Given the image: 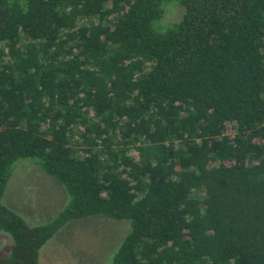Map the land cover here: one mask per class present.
Returning <instances> with one entry per match:
<instances>
[{
    "label": "trees",
    "instance_id": "1",
    "mask_svg": "<svg viewBox=\"0 0 264 264\" xmlns=\"http://www.w3.org/2000/svg\"><path fill=\"white\" fill-rule=\"evenodd\" d=\"M20 160L48 222L3 203ZM94 216L111 264H264V0H0V264Z\"/></svg>",
    "mask_w": 264,
    "mask_h": 264
},
{
    "label": "rangeland",
    "instance_id": "2",
    "mask_svg": "<svg viewBox=\"0 0 264 264\" xmlns=\"http://www.w3.org/2000/svg\"><path fill=\"white\" fill-rule=\"evenodd\" d=\"M180 16V8H171L165 22L176 21ZM18 164L8 182L3 203L29 225L48 222L66 204L64 186L41 167L26 160ZM129 228L127 221L104 216L73 220L42 248L40 263L111 264L113 253ZM10 244V239L0 232V255L7 253Z\"/></svg>",
    "mask_w": 264,
    "mask_h": 264
}]
</instances>
